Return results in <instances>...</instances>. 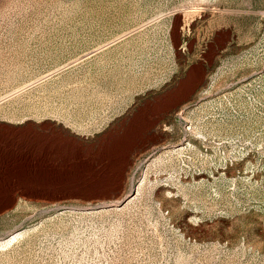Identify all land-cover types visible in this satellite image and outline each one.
<instances>
[{
	"label": "rangeland",
	"instance_id": "1",
	"mask_svg": "<svg viewBox=\"0 0 264 264\" xmlns=\"http://www.w3.org/2000/svg\"><path fill=\"white\" fill-rule=\"evenodd\" d=\"M139 108L121 199L0 212V264H264V0H0V124Z\"/></svg>",
	"mask_w": 264,
	"mask_h": 264
},
{
	"label": "crops",
	"instance_id": "2",
	"mask_svg": "<svg viewBox=\"0 0 264 264\" xmlns=\"http://www.w3.org/2000/svg\"><path fill=\"white\" fill-rule=\"evenodd\" d=\"M144 123L146 110L139 108L91 136L54 120L0 124V212L17 210L21 201L45 210L67 200H120L139 155L130 150V139L141 146ZM22 138L29 144L19 143Z\"/></svg>",
	"mask_w": 264,
	"mask_h": 264
},
{
	"label": "water",
	"instance_id": "3",
	"mask_svg": "<svg viewBox=\"0 0 264 264\" xmlns=\"http://www.w3.org/2000/svg\"><path fill=\"white\" fill-rule=\"evenodd\" d=\"M133 195H134V193H132V194L130 195V197H132ZM125 202H126V200L122 201V202L119 204V206H122L123 204H125ZM110 206H113V205H110Z\"/></svg>",
	"mask_w": 264,
	"mask_h": 264
}]
</instances>
